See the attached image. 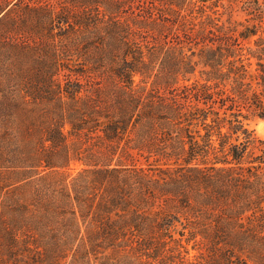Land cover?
<instances>
[{
    "label": "trees",
    "instance_id": "trees-1",
    "mask_svg": "<svg viewBox=\"0 0 264 264\" xmlns=\"http://www.w3.org/2000/svg\"><path fill=\"white\" fill-rule=\"evenodd\" d=\"M255 118L264 0H0V264H264Z\"/></svg>",
    "mask_w": 264,
    "mask_h": 264
},
{
    "label": "rangeland",
    "instance_id": "rangeland-1",
    "mask_svg": "<svg viewBox=\"0 0 264 264\" xmlns=\"http://www.w3.org/2000/svg\"><path fill=\"white\" fill-rule=\"evenodd\" d=\"M249 128L253 130L254 134L264 141V118H255L249 122ZM73 169H71L72 173H75L77 169H79L80 164L75 163L72 165ZM193 252V251H192Z\"/></svg>",
    "mask_w": 264,
    "mask_h": 264
}]
</instances>
